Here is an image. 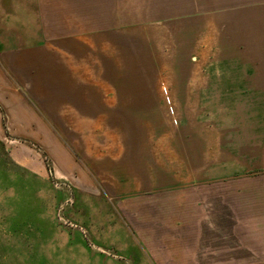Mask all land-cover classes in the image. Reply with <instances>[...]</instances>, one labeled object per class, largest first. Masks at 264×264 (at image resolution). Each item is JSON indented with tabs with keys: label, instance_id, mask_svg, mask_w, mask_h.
Wrapping results in <instances>:
<instances>
[{
	"label": "rangeland",
	"instance_id": "1",
	"mask_svg": "<svg viewBox=\"0 0 264 264\" xmlns=\"http://www.w3.org/2000/svg\"><path fill=\"white\" fill-rule=\"evenodd\" d=\"M85 1L79 6L109 27L114 18L116 51L99 53L98 125L53 137L70 164L41 141L2 135L0 264H134L117 252L142 236V223L201 225L202 182L214 171L204 168V146L213 150L219 123L224 134L246 128L255 110L247 99L208 103L219 89L249 91L264 63L252 48L251 0ZM107 98L113 120L101 112ZM226 112L237 117L226 122ZM214 113H222L216 124ZM106 185L139 190L108 196Z\"/></svg>",
	"mask_w": 264,
	"mask_h": 264
},
{
	"label": "crops",
	"instance_id": "2",
	"mask_svg": "<svg viewBox=\"0 0 264 264\" xmlns=\"http://www.w3.org/2000/svg\"><path fill=\"white\" fill-rule=\"evenodd\" d=\"M251 2L256 8L252 48L255 51L256 44L257 51H264V0ZM79 4L80 0H0V142L4 146L2 135L28 137L44 143L57 161L62 158L70 164L72 156L53 137L92 134L96 129L99 53L116 51L114 18L109 27V20L101 21L97 11L90 14ZM258 65L257 72L264 73V63ZM258 73L249 82L252 88L240 90L241 95L234 90L223 97L219 88L208 94V103H221L227 97L233 103L247 99L255 110L244 115L250 119L246 128H227L224 134L219 123L213 128L217 137L213 150L211 141L209 149L204 146V168L214 171L202 182V224L169 230L159 223L146 228L144 222L142 236L117 252L118 257L134 264H264V110L259 105L264 107V74L259 78ZM221 82L216 79L219 86ZM114 111L111 100L101 112H110L113 120ZM213 115L214 124L222 119V113ZM224 117L230 122L237 114L226 112ZM104 188L108 196L139 190L130 185Z\"/></svg>",
	"mask_w": 264,
	"mask_h": 264
},
{
	"label": "trees",
	"instance_id": "3",
	"mask_svg": "<svg viewBox=\"0 0 264 264\" xmlns=\"http://www.w3.org/2000/svg\"><path fill=\"white\" fill-rule=\"evenodd\" d=\"M0 147H4L3 143L0 142ZM0 172H4V174H6L7 170L4 168V166L2 164H0ZM49 168V167H48Z\"/></svg>",
	"mask_w": 264,
	"mask_h": 264
},
{
	"label": "built area",
	"instance_id": "4",
	"mask_svg": "<svg viewBox=\"0 0 264 264\" xmlns=\"http://www.w3.org/2000/svg\"><path fill=\"white\" fill-rule=\"evenodd\" d=\"M68 224H70V223H68ZM71 225V224H70Z\"/></svg>",
	"mask_w": 264,
	"mask_h": 264
},
{
	"label": "water",
	"instance_id": "5",
	"mask_svg": "<svg viewBox=\"0 0 264 264\" xmlns=\"http://www.w3.org/2000/svg\"><path fill=\"white\" fill-rule=\"evenodd\" d=\"M103 252V251H102Z\"/></svg>",
	"mask_w": 264,
	"mask_h": 264
}]
</instances>
